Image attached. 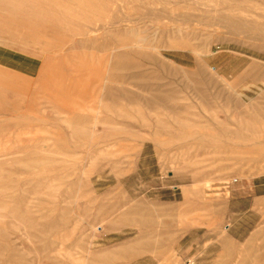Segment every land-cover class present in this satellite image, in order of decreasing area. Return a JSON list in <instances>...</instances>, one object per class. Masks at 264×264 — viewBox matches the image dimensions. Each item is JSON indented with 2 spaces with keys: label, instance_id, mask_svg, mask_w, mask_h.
I'll use <instances>...</instances> for the list:
<instances>
[{
  "label": "rangeland",
  "instance_id": "1",
  "mask_svg": "<svg viewBox=\"0 0 264 264\" xmlns=\"http://www.w3.org/2000/svg\"><path fill=\"white\" fill-rule=\"evenodd\" d=\"M0 264H264V0H0Z\"/></svg>",
  "mask_w": 264,
  "mask_h": 264
}]
</instances>
